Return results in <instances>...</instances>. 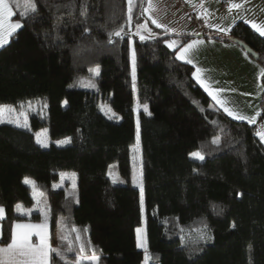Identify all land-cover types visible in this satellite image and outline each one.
I'll return each mask as SVG.
<instances>
[{"label":"trees","instance_id":"16d2710c","mask_svg":"<svg viewBox=\"0 0 264 264\" xmlns=\"http://www.w3.org/2000/svg\"><path fill=\"white\" fill-rule=\"evenodd\" d=\"M33 2L35 11L28 0H9L22 26L0 47V105L42 104L30 128L0 123V243L10 242L17 221L43 217L24 212L36 202L31 178L55 226L51 264H141L143 220L151 264H264V91L257 123L233 119L177 57L201 34L244 41L264 68V35L244 21L229 33L175 32L152 22L149 0ZM137 126L142 189L134 181ZM42 128L48 146L36 139ZM63 171L77 174L71 193L53 186Z\"/></svg>","mask_w":264,"mask_h":264},{"label":"crops","instance_id":"0c3cea01","mask_svg":"<svg viewBox=\"0 0 264 264\" xmlns=\"http://www.w3.org/2000/svg\"><path fill=\"white\" fill-rule=\"evenodd\" d=\"M153 3L152 11L148 5L149 16L173 31L178 21L186 17V9L175 0H153ZM189 3L194 5L197 15L207 22L210 29L221 33H229L239 21L251 26L253 23L264 26V0H190ZM190 25L175 32L199 31V26ZM170 41L176 44L173 48L181 44L179 37ZM188 45L193 47L188 49ZM185 49H188L186 53ZM177 53L180 60L194 65V78L211 97L214 105L233 119L234 115H239L251 118L253 123L258 122L262 112L264 68L257 59L234 41L206 37L190 38L179 47ZM181 56L184 58L181 59ZM229 111L234 115H229ZM242 121L249 122L248 119ZM260 133H264V126Z\"/></svg>","mask_w":264,"mask_h":264},{"label":"rangeland","instance_id":"374dc122","mask_svg":"<svg viewBox=\"0 0 264 264\" xmlns=\"http://www.w3.org/2000/svg\"><path fill=\"white\" fill-rule=\"evenodd\" d=\"M175 1H177V2L182 1L183 3L184 2L186 3V4H183L182 2H179L180 6H182L184 9H186V12H185L186 17L184 20L181 19L178 21V24L174 27V31L179 30V29H185L186 27L191 26L190 25L191 22L188 20V13H189V11H195L194 5H192V6L189 5L190 0H175ZM150 2H151L152 6H151V8H149V10L152 11V7H153L154 3H153V0ZM12 11H13V13H15L13 7H12ZM196 14H197V12H196ZM13 16H14V14L11 17L7 18V20L5 21V26H7L8 23H19L22 26V21L20 19H14ZM204 24L206 25V28L205 29L200 28L199 31H204L206 29H209V27L207 26V22L205 20H204ZM194 26H196V25H194ZM19 29H20V27L15 29V31L12 32L11 36L14 35ZM199 31H197V32H199ZM140 35L143 36L144 34L141 32ZM11 36L6 37V40H7L6 43H8L10 41ZM168 43H169V45H172L171 47L176 46V44L173 43V41H169ZM0 47H2V46H0ZM186 52L187 51H185V53ZM177 57H178V53H177ZM131 67H132V86H133V90L135 92V95L137 96V63H136L135 49H134L133 45L131 47ZM133 68L135 69V75L134 76H133ZM96 69H98V67H95V69H94L95 72H97ZM136 101H137V97H136ZM4 105H7V104H4ZM100 105H101L102 110L105 113L109 114L110 116H114L117 119H120V115L116 114L115 111L109 105L106 106L103 103H101ZM41 106H42V104H39V103H32V104L26 103L20 107L12 106L16 110L15 113H13L11 116V118L13 120H15L16 122H13L12 124H14L16 126H20V127H25V126H21V125L26 124L27 126L25 128H30L31 127L30 113L37 110V109H40ZM139 107L137 106V108H136L137 115H138ZM141 107L144 110L148 111L147 105H142ZM137 120H138V116H137ZM5 122H7V121H5ZM35 135H36L37 141L40 144H42L43 146H48L52 142L51 138L49 137L47 128H42V129L37 130L35 132ZM136 141L137 142H136V146H135L136 153H135V164H134V181H135V183L140 185V188L142 189V177H141L142 176V174H141L142 173V163H141V159H140V155H139V153H140V137H139V127L138 126H137V140ZM55 142L59 145H65V144H68L70 142V138L67 137V138H64L61 140H57ZM193 153H199V152L195 151ZM192 154H191V156L195 157ZM195 158H197V157H195ZM26 180L33 181V179H31V178H26ZM29 184L33 188L32 193H33V196H34L36 202L32 208L24 209V212L27 214H31L32 212L39 211V212L43 213V217L41 220L17 221L14 225V230H15L17 224L40 225V224L46 223L48 225L49 243H50V245H52L53 240H54V231H55L54 230V227H55L54 223L50 222L48 216H46L45 208H43V205L41 202L40 192L36 189L35 186H33V184H31V183H29ZM53 186L55 188H66L71 193L72 191H74L77 188V174H76V172H73V171L61 172L59 180L57 182H55L53 184ZM141 198H142L143 207H144V195H143L142 191H141ZM0 207H2L4 210L3 215L0 216V219H1V218L5 217L6 210H5L4 206H0ZM19 208H20L19 211L23 212V209H21V207H19ZM138 229L140 231L139 232L137 231V245H138L139 249H141L144 252V259H143L141 264H151L150 254H149L148 245H147L146 221L145 220H143L142 225L139 226L137 228V230ZM37 231H38L37 229L32 230V235H31L30 239H31V242L33 244H39L40 243V236L37 235ZM0 234H1V226H0ZM0 245H1V247L4 246L1 243H0ZM146 256H147V259H146ZM90 257L91 256L80 255L79 259L88 261V260H91Z\"/></svg>","mask_w":264,"mask_h":264},{"label":"snow or ice","instance_id":"6c2138e0","mask_svg":"<svg viewBox=\"0 0 264 264\" xmlns=\"http://www.w3.org/2000/svg\"><path fill=\"white\" fill-rule=\"evenodd\" d=\"M131 3V0H129ZM151 2L149 0V8H151ZM28 7L35 11L36 5L33 0H28ZM232 7H240V5H232ZM147 11V9H146ZM12 6L9 3V0H0V46H3L7 40V36H11L12 32L15 29L21 27L19 23H8L5 26V21L7 18L13 15ZM153 23H157L155 19L152 21ZM158 27L162 25H157ZM257 31L260 32L261 35H264V26L257 25L253 23L252 25ZM114 35L119 36L120 32H115ZM144 37L141 36V39ZM172 46V45H170ZM193 45H188V49L192 48ZM188 49H185L187 51ZM184 57L181 56V59ZM98 74V69H96ZM135 75V69L133 68V76ZM203 83V81H201ZM228 111V109H225ZM15 108L10 105H0V123L5 121L9 123L16 122L11 118L12 114L15 113ZM229 115H234L231 111H229ZM235 119H248L250 123H253L254 120L248 117L234 115ZM21 126H27L21 125ZM261 135V138L264 139V133H258ZM215 143H219L218 139L214 140ZM193 156L203 159L204 157L200 153H193ZM74 175V174H73ZM26 182L33 184L35 186L34 181L26 180ZM20 207L19 205L17 206ZM3 208L0 207V216L3 215ZM37 229V235L40 236V243L33 244L31 242L32 230ZM140 231L139 229L137 230ZM0 239H2V234H0ZM143 246V245H142ZM57 253L59 254V250L51 247L49 243V233H48V225L40 224V225H29V224H17L16 228L12 234L11 240L6 245L0 247V264H51V254ZM91 260L97 261L98 257L92 255L90 257ZM147 259V256H146Z\"/></svg>","mask_w":264,"mask_h":264},{"label":"built area","instance_id":"2783aa9c","mask_svg":"<svg viewBox=\"0 0 264 264\" xmlns=\"http://www.w3.org/2000/svg\"><path fill=\"white\" fill-rule=\"evenodd\" d=\"M179 2H182V1H179ZM183 4H186V3L184 2ZM188 20L191 22L192 25L199 26L202 29L206 28V25L204 24V19L200 17L199 15H197L195 11H189Z\"/></svg>","mask_w":264,"mask_h":264},{"label":"water","instance_id":"95a60500","mask_svg":"<svg viewBox=\"0 0 264 264\" xmlns=\"http://www.w3.org/2000/svg\"><path fill=\"white\" fill-rule=\"evenodd\" d=\"M198 37H201V34H198ZM237 44H239L248 54H250L253 58L257 59L259 54L253 50L248 44H246L242 40L235 39L234 40Z\"/></svg>","mask_w":264,"mask_h":264}]
</instances>
